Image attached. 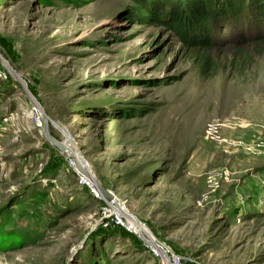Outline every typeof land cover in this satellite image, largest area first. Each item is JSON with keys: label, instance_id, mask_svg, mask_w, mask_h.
I'll use <instances>...</instances> for the list:
<instances>
[{"label": "rangeland", "instance_id": "obj_1", "mask_svg": "<svg viewBox=\"0 0 264 264\" xmlns=\"http://www.w3.org/2000/svg\"><path fill=\"white\" fill-rule=\"evenodd\" d=\"M143 15L133 0H0L1 55L55 139L136 221L115 214L145 230L104 228L108 202L39 136L9 76L0 122L17 112L32 142L12 158L0 125V264H167L140 234L174 264H264V46L219 33L227 45L204 70Z\"/></svg>", "mask_w": 264, "mask_h": 264}, {"label": "trees", "instance_id": "obj_2", "mask_svg": "<svg viewBox=\"0 0 264 264\" xmlns=\"http://www.w3.org/2000/svg\"><path fill=\"white\" fill-rule=\"evenodd\" d=\"M133 1L144 11L147 23L160 25L174 34L201 62L204 70L209 62V54L216 47L227 45L219 41V33L229 31L230 36L225 41L237 39L243 46H264V0ZM103 231L108 230L97 228L95 235ZM117 233L127 234L120 230ZM137 240L136 244L143 246Z\"/></svg>", "mask_w": 264, "mask_h": 264}, {"label": "water", "instance_id": "obj_3", "mask_svg": "<svg viewBox=\"0 0 264 264\" xmlns=\"http://www.w3.org/2000/svg\"><path fill=\"white\" fill-rule=\"evenodd\" d=\"M0 64L2 65L3 69L8 73V75L13 80H18L24 86L26 92L30 93L27 86H26V83L15 73V71H13V69H11L8 62L3 58L1 53H0ZM32 99L34 100L35 103H37L39 105V103L37 102V100L33 96H32ZM41 122L43 124V132H44V136H45L46 141L51 146L59 149L60 151H62L66 155H68L70 157V159L73 160L74 166L76 167L78 172H80L85 178L89 179L90 175L81 166V164L79 163V160L76 158L73 151L71 149H69L67 146H65L63 143H61L60 141L55 139V137L51 134L50 127H49V118L45 114L42 116ZM95 186H96L97 190L99 191L100 195L102 196V198L106 202H108L109 205H111L112 207H114L116 209H119V210L121 209V211H122V208H121L122 206L120 205L119 200L111 191H109L105 187H103V185H101L100 182H98L97 180H96ZM139 238L143 241V243L147 244L148 246H151V247L153 246V245H151V241L147 240L141 234H140ZM158 248L160 251H162L164 253L165 262L167 264H174L170 260V257L167 255V253L165 252L163 247L159 246Z\"/></svg>", "mask_w": 264, "mask_h": 264}, {"label": "built area", "instance_id": "obj_4", "mask_svg": "<svg viewBox=\"0 0 264 264\" xmlns=\"http://www.w3.org/2000/svg\"><path fill=\"white\" fill-rule=\"evenodd\" d=\"M8 78H9V75L7 74V72L3 68H1V64H0V85L2 83L7 82ZM17 111H23V107H18ZM35 113H36V108L34 106L33 112H31V115H30L31 121L34 124V126L39 130V136L43 137L44 132H43V127H42V122H41L42 117L39 118V116H35L34 115ZM17 116H18L17 112L7 114V115H5L4 119H2V121L0 122V125L3 126L2 130H4V132L6 129L9 130L10 128L13 130V134H14V137L12 139L13 143H20L21 142V135H22L23 131H26L25 129L22 130L20 128H14L12 126L13 122L17 118ZM33 124H32V126H33ZM28 128H30V127H28ZM26 133H28V132H26ZM3 158L4 157L0 156V161ZM73 164H74V162H73ZM1 178H2V172H1V166H0V185H1ZM81 180H82V182H84L83 178ZM95 195H96V198L101 199V197L98 194H95ZM112 222H115L116 224L122 225L129 232H132V233L135 232V228L131 224L129 225L128 223H126L117 214H115L114 208L111 205L106 204L105 206H103L101 208L100 223L103 224L104 228H108Z\"/></svg>", "mask_w": 264, "mask_h": 264}, {"label": "bare ground", "instance_id": "obj_5", "mask_svg": "<svg viewBox=\"0 0 264 264\" xmlns=\"http://www.w3.org/2000/svg\"><path fill=\"white\" fill-rule=\"evenodd\" d=\"M28 95H29V97L32 99V96H31V94L30 93H27ZM32 102L35 104V108H36V113L34 114L35 116H39V118H41L44 114L42 113V111L39 109L40 107H39V105L37 104V103H35L34 102V100L32 99ZM5 117V116H4ZM66 138L68 139V136H66ZM71 143V142H70ZM72 147V146H71ZM70 148V147H69ZM74 151V150H73ZM79 154V153H78ZM84 162V161H83ZM81 163V161L79 162L80 164H81V166L84 168V170L87 172V167H86V165L84 164V163ZM74 165V164H73ZM88 173V172H87ZM89 174V173H88ZM90 175V174H89ZM83 181L85 182V183H87V184H89L88 183V181L89 182H91V184L93 185V183L96 185V179H93V176L92 175H90V178L89 179H87L86 180V178L83 176ZM89 186H90V184H89ZM96 187V186H95ZM122 208V211H121V209L119 210V209H116V208H114L116 211V213L118 214V215H121V214H123L124 216H126L128 213H127V211H124V208L123 207H121ZM128 216V218L129 219H131L132 221H136V220H134V218L133 217H131L130 215H127ZM132 225L134 228H136V229H140L141 231H145L144 229H143V227L141 226V225H139L138 223H133V222H130L129 223V225ZM151 245H153V248H155V249H159L158 248V246L156 245V242L153 240H151Z\"/></svg>", "mask_w": 264, "mask_h": 264}, {"label": "crops", "instance_id": "obj_6", "mask_svg": "<svg viewBox=\"0 0 264 264\" xmlns=\"http://www.w3.org/2000/svg\"><path fill=\"white\" fill-rule=\"evenodd\" d=\"M13 126V125H12ZM18 128H21V129H23V126L20 124L19 125V127ZM6 130H8V129H6ZM5 130V131H6ZM12 130V129H11ZM23 137V136H22ZM28 140L30 141V143L32 142L31 141V139H28L27 137H24L23 138V140H22V138H21V143H18V144H16V146H19V151L18 152H15L16 154L14 155L15 157H12V158H19L20 156V158H23V156L25 155V157L24 158H26V156H28V153H26L27 151H29V150H27V149H25V147H24V143L27 141L28 142ZM25 150V151H24ZM35 150V149H34ZM23 151V152H22ZM26 153V154H25Z\"/></svg>", "mask_w": 264, "mask_h": 264}]
</instances>
